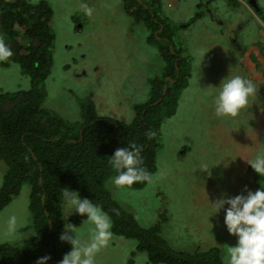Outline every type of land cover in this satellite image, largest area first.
<instances>
[{
    "label": "rangeland",
    "instance_id": "1",
    "mask_svg": "<svg viewBox=\"0 0 264 264\" xmlns=\"http://www.w3.org/2000/svg\"><path fill=\"white\" fill-rule=\"evenodd\" d=\"M29 1L35 4L43 0ZM44 1L54 9L56 35L44 107L74 123L82 118L81 105L91 98L100 115L132 122L135 106L150 97V80L167 74L166 57L154 46L155 41L149 42L151 31L133 22L124 12L123 0ZM136 1L145 5L151 16L163 15L173 24H190L176 31L171 25L175 32L172 45L182 50L183 57H189L192 79L180 96L176 115L162 127L158 172L151 182L143 190H133L118 188L112 177L107 188L142 227L160 222L162 235L175 252L192 256L219 247L225 256L226 245L234 246L236 237L229 235L224 225V210L217 213L211 204L221 193L234 196L238 189L231 183L233 177L225 175L227 166L233 167L232 163L239 160L242 163L237 167H251L247 161L264 150V19L252 10L250 0H235L244 12L234 11L230 0H219L220 4L201 12L193 22L194 0H167L165 5L155 0ZM258 3L264 7V0ZM83 5L91 9V14ZM158 44L165 46L164 42ZM2 61L0 95L29 90L31 80L23 75L21 66L12 63L6 68ZM229 73L253 80L259 90L238 117L225 120L213 111L217 92L213 87H218ZM7 168L0 160V189ZM248 181L253 192L264 186V178L257 174L249 176ZM63 208L66 224L76 226L70 222L75 213L65 202ZM163 214L166 220L161 218ZM13 216L16 231L11 234L8 222ZM76 227L86 239L88 224ZM35 235L30 187L24 185L21 194L0 213V240L26 247ZM130 260L133 264H152L147 253L137 251L135 240L113 233L108 245L95 256V264H130Z\"/></svg>",
    "mask_w": 264,
    "mask_h": 264
},
{
    "label": "trees",
    "instance_id": "2",
    "mask_svg": "<svg viewBox=\"0 0 264 264\" xmlns=\"http://www.w3.org/2000/svg\"><path fill=\"white\" fill-rule=\"evenodd\" d=\"M123 9L133 22L151 31L149 42L155 41L154 46L166 57V71L172 81L160 77L150 80V97L135 106L130 123L100 115L91 98L81 105L80 121L70 123L44 107L45 83L54 65V9L44 0L35 4L29 0L0 2V31L12 52L3 58L2 66L18 63L31 80L27 91L0 95V160L8 167L0 189V213L21 194L24 185H29L36 231L26 247L0 240V264H36L46 255L50 257L48 264H59L71 251V245L60 240L66 224L64 193L68 191L99 205L111 218L112 233L135 240L137 251L147 253L152 264H225L219 247L192 256L175 252L163 237L160 222L142 227L107 188L108 180L116 175L109 158L116 149L129 144L141 149V167L152 177L158 172L162 127L176 114L178 100L192 76L191 61L172 45L174 29L187 25H174L173 29L167 17L151 16L136 0H123ZM255 10L264 19V9ZM165 86L168 89L164 90ZM161 96L162 101L154 104ZM149 183L141 181L127 188L143 190ZM161 218L166 220V214ZM82 219L74 214L70 222L81 226Z\"/></svg>",
    "mask_w": 264,
    "mask_h": 264
},
{
    "label": "clouds",
    "instance_id": "3",
    "mask_svg": "<svg viewBox=\"0 0 264 264\" xmlns=\"http://www.w3.org/2000/svg\"><path fill=\"white\" fill-rule=\"evenodd\" d=\"M155 1L158 5H165V1L167 0ZM168 1L172 3L173 0ZM181 1L186 3L192 0ZM194 1H196L194 4L196 11L191 22L200 18L202 16L201 12H206L213 5L220 4L219 0ZM255 3L257 4H250L254 6L252 10L258 15L255 9L260 12L264 7L259 5L258 0H255ZM228 4L229 6H233L234 11L244 12L241 11L243 7H237L239 3L236 1L230 0ZM83 7L88 14H91V9L87 5H83ZM210 13L214 17L212 10ZM258 16L260 19H263L260 15ZM168 22L170 21L168 20ZM173 25L186 26V23ZM189 25L187 24V26ZM146 29L148 30V28ZM232 36L231 40L234 43L236 40ZM166 42H168L167 39ZM178 51L182 50L179 49ZM11 55V49L0 38V59L10 57ZM181 56L183 57L182 54ZM185 58L189 59L188 56ZM160 78H164V81L167 82L172 81V78L167 74H163V77ZM191 79L192 76L189 78L188 85ZM213 88L217 89L213 100V111L218 118L225 120H232L238 117L248 107L250 98L257 95L259 90L253 80L239 74L232 75L230 73L226 78L221 80L218 87ZM165 89H168V87L165 86ZM162 99L163 97L161 96L154 104L160 103ZM179 100L176 110H178ZM109 162L112 168L116 170L112 183L118 188L131 186L141 181L151 182L152 180V176L141 167V149L135 144H129L127 147L116 149L114 154L109 158ZM247 163L255 174L260 178H264V150L258 151L254 159L247 161ZM250 189L251 183L249 182L248 186L241 192L247 193L246 195L229 196L227 193H221L220 197L211 204L217 210V213L221 209L224 210V225L229 235L236 237V244L234 246L226 245L225 247L224 259L226 264H264V186H258V189L254 192ZM64 196L66 205L72 209L73 213L83 218L81 223H87L88 228L86 239H84L78 227L72 224H65L60 235V240L70 244L71 251L64 255L59 264H95L96 254L108 245L112 237L111 218L99 205L94 204L88 198H81L76 191L65 192ZM8 223L9 232L14 234L16 231V218L14 216L10 217ZM49 260L50 257L46 255L38 258L36 264H48Z\"/></svg>",
    "mask_w": 264,
    "mask_h": 264
},
{
    "label": "flooded vegetation",
    "instance_id": "4",
    "mask_svg": "<svg viewBox=\"0 0 264 264\" xmlns=\"http://www.w3.org/2000/svg\"><path fill=\"white\" fill-rule=\"evenodd\" d=\"M239 162H241V161L235 160V162L232 163L233 167L227 166L228 172L225 174V175H231L233 177V181L231 183H236L238 185V189H235L233 192L234 196L237 195L238 193H241L245 189V187L248 186L249 176H255L251 167H246L242 164L240 167H237ZM213 177H214V174L212 173V179H213ZM252 186L253 185H251V188H252ZM230 196H231V194H230Z\"/></svg>",
    "mask_w": 264,
    "mask_h": 264
},
{
    "label": "water",
    "instance_id": "5",
    "mask_svg": "<svg viewBox=\"0 0 264 264\" xmlns=\"http://www.w3.org/2000/svg\"><path fill=\"white\" fill-rule=\"evenodd\" d=\"M251 3H253V5H256L255 0H251Z\"/></svg>",
    "mask_w": 264,
    "mask_h": 264
}]
</instances>
